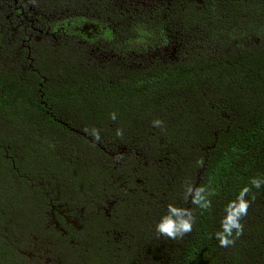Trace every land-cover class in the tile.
<instances>
[{"label": "trees", "instance_id": "obj_1", "mask_svg": "<svg viewBox=\"0 0 264 264\" xmlns=\"http://www.w3.org/2000/svg\"><path fill=\"white\" fill-rule=\"evenodd\" d=\"M43 1L60 3L34 4L41 7ZM85 4L84 16L98 17L111 38L122 37L129 26L132 34L150 35L151 47L136 50L138 56L123 63L126 74L108 80L89 70L79 76L69 66L58 71L42 45L31 48L30 71L0 72V158L12 154L3 135L10 128L19 127V138L27 140L17 149L22 163L0 164L15 168L16 177L28 173L37 182L52 176L99 204H113L111 220L89 244L88 264H264V0H169L154 10L140 0ZM166 50L173 57L164 58ZM137 61L142 65L136 69ZM62 111L83 131L100 130L98 142L84 131L92 142L143 146L158 167L146 151L142 169L65 162L53 145L55 133L71 135L58 121ZM156 119L164 122L162 128L153 127ZM118 128L123 137L116 135ZM189 186L205 187L211 208L186 201ZM244 187L251 188L246 199L255 195V200L241 220L243 234L233 246L220 247L215 234L222 231L226 206ZM168 204L192 209L196 217L193 231L182 239L156 232ZM110 234L120 240L108 242Z\"/></svg>", "mask_w": 264, "mask_h": 264}, {"label": "rangeland", "instance_id": "obj_2", "mask_svg": "<svg viewBox=\"0 0 264 264\" xmlns=\"http://www.w3.org/2000/svg\"><path fill=\"white\" fill-rule=\"evenodd\" d=\"M140 1L143 8L154 10L162 8L169 0ZM34 2L25 0L17 6L13 0H0V72L9 70L17 74L30 71L31 48L37 50V45H42L44 52L51 54L58 71L69 66L79 76L84 72L81 70H89L94 74V71L107 74L103 78L108 80L109 77L119 78L126 74V69L122 68L130 60L129 57L136 58V50L152 45L148 39L150 35H143L148 37L143 38L139 32L132 34L134 29L129 26L121 32L122 37L111 38L109 29L99 24L98 17L84 16V11L89 8L85 0H60V3L51 5L43 1L41 7ZM21 6L23 13L20 12ZM18 7L19 10L16 9ZM79 14H83L81 19L74 16ZM165 52L164 58L173 57L175 53L173 50ZM176 55L175 58H180ZM151 56H154L153 53ZM42 58L39 57L40 60ZM138 63L135 62L132 67L137 69L142 65ZM60 80L63 82L64 79ZM60 117L58 121L71 135L55 133L57 139L53 145L65 162H81L82 165L100 162L116 167L136 165L142 169L144 164L141 160L146 151L147 158L154 161L152 167H158V160L149 149L110 144L106 140L101 144L94 143L88 139L81 123L73 115L62 111ZM10 130L6 135L2 134L9 139L12 154L6 153L0 161L5 164L7 160L22 163L24 159L18 155L17 149L24 146L27 140L19 138V127ZM10 155H13V159ZM14 173H17L15 168L10 171L0 164L2 264H88V252L92 249L89 244L95 241L94 238L111 220L113 204H99L74 184L66 186L52 176H40L35 182L28 173L17 177ZM76 233L82 235L81 240L73 236ZM112 235L113 238L111 234L106 235L108 242L120 240L119 235Z\"/></svg>", "mask_w": 264, "mask_h": 264}, {"label": "clouds", "instance_id": "obj_3", "mask_svg": "<svg viewBox=\"0 0 264 264\" xmlns=\"http://www.w3.org/2000/svg\"><path fill=\"white\" fill-rule=\"evenodd\" d=\"M110 118L115 121L117 114L115 112L110 113ZM153 127L162 128L164 122L160 119H156L153 122ZM85 132H89L94 137L95 141L101 140L100 130L93 128L89 130L84 129ZM116 135L123 137L124 131L122 128L116 129ZM251 184L257 189L260 188L261 182L253 179ZM251 192L250 187H244L237 198L230 201L226 206V218L222 220V231L215 234V238L219 241L220 247H230L235 244V240L238 239L244 230V226L241 220L247 216L248 210L252 201L255 200V195L251 200L246 197ZM211 193L207 192L205 187L193 189L191 186L187 187L185 192V200L191 198V202L201 210H207L211 208V199L209 196ZM196 222V217L193 214L192 209L177 207L173 204L167 205V212L163 215L160 221L156 225V232L159 236H164L172 240L182 239L185 235L190 234L193 231V226Z\"/></svg>", "mask_w": 264, "mask_h": 264}, {"label": "flooded vegetation", "instance_id": "obj_4", "mask_svg": "<svg viewBox=\"0 0 264 264\" xmlns=\"http://www.w3.org/2000/svg\"><path fill=\"white\" fill-rule=\"evenodd\" d=\"M24 1H25V0H24ZM23 3H24V2H23ZM23 3H22V4H23ZM14 4L17 5V6H18V5H21V3H19L18 0H17V1L15 0V3H14ZM16 9L19 10V7L16 8ZM20 10H21L20 12L23 13V7H22V6H21ZM21 21H22V20H21Z\"/></svg>", "mask_w": 264, "mask_h": 264}]
</instances>
